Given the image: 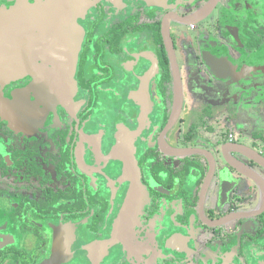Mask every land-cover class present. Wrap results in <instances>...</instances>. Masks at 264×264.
<instances>
[{
	"label": "flooded vegetation",
	"instance_id": "1",
	"mask_svg": "<svg viewBox=\"0 0 264 264\" xmlns=\"http://www.w3.org/2000/svg\"><path fill=\"white\" fill-rule=\"evenodd\" d=\"M86 1L72 104L32 89L31 48L0 54V264H264L247 158L264 157V104L218 81L240 52L264 72V0ZM121 134L147 191L125 221Z\"/></svg>",
	"mask_w": 264,
	"mask_h": 264
},
{
	"label": "water",
	"instance_id": "2",
	"mask_svg": "<svg viewBox=\"0 0 264 264\" xmlns=\"http://www.w3.org/2000/svg\"><path fill=\"white\" fill-rule=\"evenodd\" d=\"M86 5V0H33L32 3L28 0H17L14 6L0 9V54L14 50H17L18 54L19 48H31L32 62L36 68L34 71L38 73L32 89L36 90L42 99L54 104L70 105L75 95L74 74L83 38V30L77 20L85 13ZM230 59L239 65V75L228 80L217 78L220 79L218 81L225 85L238 86L242 95H249L255 90L264 104V83L259 80L264 78V72L256 68V63L253 65V57L246 52H240L239 57ZM228 62L232 66L231 61ZM19 72L17 69V74ZM174 95L178 111L182 103V88L176 87ZM255 111L249 109L247 115L254 116L258 112ZM132 137L130 134H121L113 152V157L123 163L120 178L130 184L122 212L123 221L128 216H135L147 199V191L140 180L134 157ZM247 158L264 169V157L259 153ZM239 173L245 179L258 183L245 171ZM232 183L231 178L228 184ZM249 217L253 216L244 215L243 219Z\"/></svg>",
	"mask_w": 264,
	"mask_h": 264
},
{
	"label": "rangeland",
	"instance_id": "3",
	"mask_svg": "<svg viewBox=\"0 0 264 264\" xmlns=\"http://www.w3.org/2000/svg\"><path fill=\"white\" fill-rule=\"evenodd\" d=\"M262 117L264 118V114L262 115ZM262 135L264 136L263 130H262V133L258 136V137H260V140H262Z\"/></svg>",
	"mask_w": 264,
	"mask_h": 264
}]
</instances>
